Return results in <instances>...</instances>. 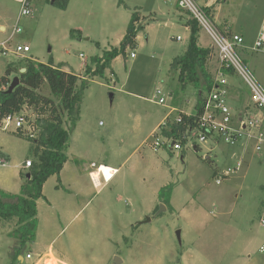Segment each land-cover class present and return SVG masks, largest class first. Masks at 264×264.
<instances>
[{
    "label": "rangeland",
    "instance_id": "obj_1",
    "mask_svg": "<svg viewBox=\"0 0 264 264\" xmlns=\"http://www.w3.org/2000/svg\"><path fill=\"white\" fill-rule=\"evenodd\" d=\"M193 1L211 15L216 7L218 19L242 37L235 52L264 90V46L254 48L264 33V0ZM32 9L19 22L20 34L11 36L19 5L0 0V43L9 40L0 77L10 64L51 59L76 75L83 89L75 120L62 114L68 161L59 183L52 176L43 185L35 240L14 259L18 241L8 234L15 221L0 223V264H113L114 257L120 264H264V147L259 153L244 142L232 148L207 141L199 150L151 147V131L167 107L193 115L205 96L192 86L181 91L170 69L187 48L190 15L175 0H69L64 10L32 0ZM134 13L140 16L136 47L126 59L105 64L103 76L94 74L104 51L118 49ZM18 45L30 52L16 55ZM198 45L211 50L207 64L214 78L217 52L203 30ZM229 80L235 96L229 108L241 114L250 108L247 90L238 78ZM156 90L166 107L155 103ZM39 92L58 103L46 84ZM22 114L30 127L22 134L36 138L35 115L27 108ZM15 132L13 126L0 129V159L7 162L0 165V188L10 192L23 183L17 175L22 164L34 160L32 143ZM239 160L242 167L216 184L217 175ZM97 167L102 175L96 182L88 172ZM167 185L173 186L171 209L162 211L157 193Z\"/></svg>",
    "mask_w": 264,
    "mask_h": 264
},
{
    "label": "trees",
    "instance_id": "obj_2",
    "mask_svg": "<svg viewBox=\"0 0 264 264\" xmlns=\"http://www.w3.org/2000/svg\"><path fill=\"white\" fill-rule=\"evenodd\" d=\"M68 1L55 0L53 5L64 10ZM139 20L138 13L131 16L118 49H113L112 52L104 51L99 58L102 63L98 65L94 74L103 76L104 65L110 64L118 56L126 59L127 51L136 47L137 33L140 29L138 27ZM185 26L189 30L187 48L181 56L172 60L170 69L176 73L181 91L192 86L200 90L199 96L202 97L211 89L213 84V76L207 64L211 50L198 45L201 28L195 20L190 17ZM230 35L233 34L226 36ZM21 70L24 72L21 73ZM14 77L19 78V84L8 93V87ZM77 82L78 77L76 75L66 73L59 67H55L51 59L47 63L26 59L20 68L10 64L5 68L4 75L0 77V121L8 116L19 115L25 108L30 109L36 117L33 122V129L37 131L36 138L25 136L22 134L24 130H17L14 133L18 138L32 143L31 154L34 157L30 168L25 173L21 171L19 174L23 180L19 193L14 195L0 190V223L15 221L14 230L8 234L18 241L14 259L19 257L20 251L27 244L35 240L38 224L36 203L38 200L44 199L43 185L52 176H55L59 183L60 173L68 161L65 150L69 138L68 132L62 127V114L72 119V122L75 120L83 89H77ZM45 84L48 86L52 98L58 100L57 104L51 98L40 94L39 91ZM202 99L203 97L201 104ZM200 113L201 107H198L193 115L183 114L181 124H175L173 120H168L167 126L162 127L160 133L164 137L177 140L178 135L183 132L186 125L194 127ZM196 149L199 150V148ZM172 191L173 186L167 185L157 193L158 202L168 210L171 209ZM157 209L158 207L153 211V214Z\"/></svg>",
    "mask_w": 264,
    "mask_h": 264
},
{
    "label": "built area",
    "instance_id": "obj_3",
    "mask_svg": "<svg viewBox=\"0 0 264 264\" xmlns=\"http://www.w3.org/2000/svg\"><path fill=\"white\" fill-rule=\"evenodd\" d=\"M175 2L208 35L213 47L216 49L219 67L213 78L211 89L202 99L201 113L197 117L194 127L186 125L183 132L178 135L179 138L177 140L162 136L160 133L161 128L167 126L168 119L174 114L173 123H182L183 114L174 108L167 107L168 113L164 121L153 133L152 149L156 152L160 148L165 147L169 150L179 151L182 146H187L197 150L196 148H199L200 145L207 141L222 142L226 146L234 148L244 142L255 153H259L264 147V90L235 52V48L241 47L243 44L242 37L234 34L230 36L222 34L213 23L209 11L202 10L193 0H175ZM18 3V17L11 36L20 34L19 22L23 18L31 17L33 12L32 0H18ZM8 43L9 40L0 43V56L8 54ZM263 46L264 33L261 32L254 44V48L259 49ZM29 52V47L24 45H18L14 49L16 55ZM130 57L133 58L134 54L131 53ZM79 58L83 59V56L79 55ZM234 77L238 78L246 88L250 103V109L245 108L241 114H234L228 105L230 101L229 89L231 87L229 79ZM155 98H158V102H155L156 104L166 107L160 90H156ZM249 112H252L251 115H249ZM26 119L22 113L5 117L0 121V129L7 131L11 126H13L15 131L23 130L26 126L30 128ZM157 131H159L161 138L155 135ZM0 165L4 167L7 162L4 159H0ZM30 166L31 161L26 160L22 164V169L27 170ZM241 167L242 162L239 160L234 168H228L218 174L215 183L219 184L223 177L229 176L233 171H237ZM25 259L30 260L31 255H26Z\"/></svg>",
    "mask_w": 264,
    "mask_h": 264
},
{
    "label": "crops",
    "instance_id": "obj_4",
    "mask_svg": "<svg viewBox=\"0 0 264 264\" xmlns=\"http://www.w3.org/2000/svg\"><path fill=\"white\" fill-rule=\"evenodd\" d=\"M17 3H18V0H17ZM18 5H19V3H18ZM208 6H209V4H208ZM210 7V6H209ZM214 11H215V13L213 14L212 13V15H211V18H212V21H213V23L215 24V26L217 27V29L222 33V34H225V33H231V34H234V32L232 31V29H231V27H230V25H228L226 22H224V21H220L219 19H218V13H217V10H216V7L214 8ZM187 28V27H186ZM188 29V28H187ZM5 29H4V27H0V31H4ZM188 32H189V30H188ZM260 34V33H259ZM234 35H237V34H234ZM238 36H240V35H238ZM259 36V35H258ZM241 37V36H240ZM258 39V38H257ZM136 41H137V38H136ZM203 48H207V47H203ZM65 72V71H64ZM67 73V72H66ZM231 79H233V78H231ZM231 83V82H230ZM232 84V83H231ZM232 86H233V84H232ZM232 86L230 87V91H229V99H230V101H234V99H235V96H234V93H233V88H232ZM248 103H249V101H248ZM247 103V104H248ZM246 104V105H247ZM247 107V106H246ZM169 108H174V109H176L177 111H178V108L177 107H175V106H170ZM250 109V108H249ZM166 115H167V113L160 119V121L157 123V125L152 129V131H151V133H153V132H155L157 129H158V127L162 124V122L164 121V119H165V117H166ZM1 159H4L3 157L1 158ZM65 166V165H64ZM101 166H103V165H100V166H98V167H101ZM98 167L96 168V171L95 172H88V175H89V177L94 181V179H93V177L95 176V175H99V178L101 177V175H102V172H100V170L98 169ZM103 167H106V166H103ZM107 168H109L110 170H112V172L114 173L115 172V170L114 169H112V168H110V167H107ZM63 169H64V167H63ZM22 171V168L21 169H19L18 171H17V175L19 176V174H20V172ZM63 171V170H62ZM61 171V172H62ZM60 177V176H59ZM98 178V179H99ZM61 179V178H60ZM22 185V182H19V185H18V190H17V192H10V191H5V190H3L4 192H9L10 194H18L19 193V190H20V186ZM0 190H1V188H0Z\"/></svg>",
    "mask_w": 264,
    "mask_h": 264
},
{
    "label": "water",
    "instance_id": "obj_5",
    "mask_svg": "<svg viewBox=\"0 0 264 264\" xmlns=\"http://www.w3.org/2000/svg\"><path fill=\"white\" fill-rule=\"evenodd\" d=\"M54 1H55V0H52L51 3L53 4ZM20 72L23 73L24 70H21ZM18 84H19V78H18V77H14V78L12 79V81H11V84H10L9 87H8L7 92L10 93V92L14 89V87H16ZM27 177H29V174H27ZM159 208H160V210H162V211L165 210V207H164L162 204H160ZM176 235H177V239L179 240V232H177ZM120 263H121V261H120L117 257H114V259H113V264H120Z\"/></svg>",
    "mask_w": 264,
    "mask_h": 264
},
{
    "label": "bare ground",
    "instance_id": "obj_6",
    "mask_svg": "<svg viewBox=\"0 0 264 264\" xmlns=\"http://www.w3.org/2000/svg\"><path fill=\"white\" fill-rule=\"evenodd\" d=\"M98 177H99V175H95L93 178L95 179V181L97 182V180H98Z\"/></svg>",
    "mask_w": 264,
    "mask_h": 264
}]
</instances>
